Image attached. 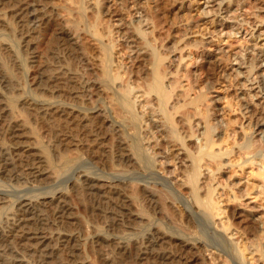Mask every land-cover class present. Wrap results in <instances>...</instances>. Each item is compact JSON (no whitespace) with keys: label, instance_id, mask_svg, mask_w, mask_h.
<instances>
[{"label":"bare ground","instance_id":"bare-ground-1","mask_svg":"<svg viewBox=\"0 0 264 264\" xmlns=\"http://www.w3.org/2000/svg\"><path fill=\"white\" fill-rule=\"evenodd\" d=\"M93 1L92 8L87 0H1L15 19L5 25L18 31L30 59L40 60L35 41L44 34L48 50L35 88L25 89L6 57L12 50L0 42V264H244L252 246L264 263L261 242L240 250L224 239L232 225L216 231L222 196L212 186L216 177L205 173L221 171L226 156L255 159L257 152L245 144L212 151L226 140L206 114L209 93L200 80V92L187 99L192 85L184 89L179 66L151 43L156 34L129 22L128 1L112 0L116 7L107 10L105 0ZM238 1L221 0L218 11ZM190 38L185 33L179 44L191 45ZM213 64L206 60L204 68ZM15 78L18 87L5 94ZM258 130L264 143V122ZM155 171L166 177L141 181ZM227 215L243 221L238 211ZM250 220L249 237L259 225Z\"/></svg>","mask_w":264,"mask_h":264},{"label":"rangeland","instance_id":"rangeland-1","mask_svg":"<svg viewBox=\"0 0 264 264\" xmlns=\"http://www.w3.org/2000/svg\"><path fill=\"white\" fill-rule=\"evenodd\" d=\"M87 1L88 5H91L93 8L95 2L93 0ZM111 1L112 0L104 1L105 6H107L105 7L106 10L110 6L116 7ZM126 1H128L127 11H123L129 14V22L132 23L134 27L139 26L138 28L142 31L144 30L145 33L147 32V35L148 33L151 34L154 32L156 35L153 39L155 40L151 39V43L154 42L152 44L156 47L160 45V52L163 53L164 56L166 55L168 59L171 57L170 59L175 62L174 65L176 64L179 66H177L180 70L179 74L182 75H180L182 77L180 82H182L184 89L188 90L192 85L188 91L190 96L188 95L189 97H187V99L195 98L200 92L199 90H201L200 87H205L203 91H208L209 94L207 99L209 101L208 103L206 102L205 106V108L208 107V112H206V114L210 117L214 127H219L220 131L223 132V137L226 140V144L222 143L220 147H215L212 151L218 153L221 149V151L224 152L229 147H234V145L235 149L238 150V147H240L239 145L243 146L245 144V146H251L252 150L257 152L258 156L255 159L252 158L253 160L251 156L247 154V156L245 154H237L236 157L230 156L231 158L226 156L222 158L224 163L221 171L215 170V172L207 170L205 173L209 178L212 177L213 179L216 177L215 180L213 179L212 186L219 192L218 197L222 196L220 199V206H222L224 214L217 216L213 220L217 222V225L221 223L220 228L217 226L216 231L222 233L224 232V224H230L232 228L224 233V239L234 245L233 247L243 250L246 245H250L255 241L258 243L261 242L262 244H260L264 250V177L259 176L260 173L264 172V157L260 159L259 156V154L264 155V143H262L258 130L259 125L264 122V93L262 92V86H264V67H262V65L264 66V0H239L240 6L231 4L232 6L227 9V6H225V9L220 12L218 11V3L221 0H216V2L208 4L206 3L208 0ZM139 1H142L141 5L137 4ZM149 2L152 3L148 4ZM56 3L60 5L59 1H56ZM205 4H207V6ZM152 11L153 13H151ZM10 12L9 5L7 4L4 6L1 4L0 0V42L4 45L8 44L4 47L8 48L10 51L12 50L11 53H13V55L10 52L7 53L11 57L4 54L9 60V64L13 66L15 72L17 73L20 71L21 74H19V77L21 80L23 77L22 84L27 87L25 89H34L35 81L33 78L38 68H40L44 62V59L42 60L41 58L43 56L45 57V52L48 50L44 41L47 35L44 34L41 39L35 41L37 43L36 52L38 51L37 53L40 55V60L39 58L35 60L30 59V51H27V48L23 47L25 44L21 45L22 40L19 41L20 36L18 37V31L11 32L5 25V21L14 19L10 15ZM147 14H149V17ZM150 15L158 17V21L155 24L153 23L154 20L152 22V17ZM108 18L109 17L105 18V20L107 19L105 23L109 26L110 22ZM115 20H117V18ZM114 25V28H118L117 26H119L120 23L114 22ZM154 27H157V29ZM185 33H190L191 37L188 40V42H191V45H187V47L185 44H182L183 41L179 39L183 37ZM176 40H178V44ZM180 40L182 43L179 44ZM89 43L92 45L94 44L92 41ZM164 44L166 47H169L170 53L172 51L170 55L168 53L169 56L167 55L168 48L166 50L167 52H164ZM161 46L163 47L161 48ZM170 46L173 47L171 48ZM14 51H16L15 54L18 53V51L20 54L18 53L15 57ZM17 59H19V61ZM116 60L118 61L117 57ZM206 60H211V62L214 63L211 69H209L210 71L204 68ZM30 62H33V64ZM19 64H22V67L24 66V71L23 69H19ZM31 66H33V68H31ZM177 67L175 69H177ZM189 73L192 74H190L191 78L188 76ZM11 82H13V84H7L9 89L6 88L3 90L5 94L10 95L9 92H11L15 86L18 87L16 78ZM197 82L201 84L200 87L197 86L199 85ZM219 129H216V131L218 132ZM246 158L250 160L244 165L243 163ZM262 163L263 165H261ZM239 165H244L243 170L238 167ZM97 166H99V168L103 167L101 164H97ZM98 173H100V171H98ZM220 173L223 175H219ZM137 174H134L135 178H140L141 175V181H146L145 179H147V181L150 182L158 181V176H165L162 171H155V175L150 177L140 173V175ZM172 178L177 184V186H174L175 191L183 197L182 201L185 199L187 200V190L183 188L180 172L173 171ZM62 180L67 181L68 179L62 177ZM69 185L70 184H66L67 187ZM178 185H181V187ZM11 190L13 191L12 188H8V192L13 196ZM9 193L8 195H10ZM225 193L230 195L231 198L229 199L228 197L230 196L227 197ZM234 193H238L239 195L236 200L233 198ZM12 196L9 199H12ZM232 199L234 201H232ZM14 200H16L15 197ZM228 210L240 212L243 216V221L240 223H238L240 220L231 222L227 215ZM180 213L182 212L180 211ZM82 215L84 218L85 214L82 213L81 216ZM253 217L257 220L259 225L257 228V235L249 237L245 234L246 229H248L246 223H252L250 219ZM86 220L89 221L90 224L93 223L92 225H95L94 219L89 216L86 217ZM205 255L204 258L207 257V260L210 259L211 256H209V253H205ZM245 256L246 262L244 264H264L260 254L254 250V246H252L249 251L245 252ZM93 261L95 263L97 262L96 256L93 257ZM210 263H212L211 259L208 260V262L199 260L194 264Z\"/></svg>","mask_w":264,"mask_h":264}]
</instances>
